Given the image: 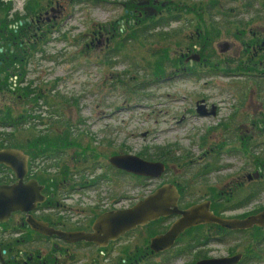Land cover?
Instances as JSON below:
<instances>
[{"label": "rangeland", "instance_id": "rangeland-1", "mask_svg": "<svg viewBox=\"0 0 264 264\" xmlns=\"http://www.w3.org/2000/svg\"><path fill=\"white\" fill-rule=\"evenodd\" d=\"M0 1L10 5V18L16 11L26 10L27 0ZM42 1L45 4L47 0ZM200 1L202 9L197 8ZM209 3L210 0H48L46 10L55 6L61 12H55L56 16L46 21L42 9V18L35 23L36 36H32L36 40L35 49L29 50L24 59L26 72L21 86L37 88L56 107L39 100L38 106L30 109L31 106L18 100L10 105L13 115L18 118L22 112L37 113L45 124L36 129L64 130L69 125L71 131L87 136L84 139H90L98 151L108 147L113 154L130 153L150 161L167 162V167L175 168L177 175L201 172L207 162L225 163L227 168L205 171L202 182L183 181L182 186L187 185V194L199 198L205 195L202 191L205 187L226 188L244 162L264 152L261 146L252 147L249 154L229 150L238 148L245 127L230 141L221 134L222 125L231 123L232 111L227 103L236 104L238 98L249 100L251 96L250 87L245 86L249 76L247 72L244 76H228L218 71L204 75L201 66H196L194 74L184 75L181 66L194 60L191 54H198L197 35L202 36L203 28H209L210 33V27L215 26L211 33L214 37H209V42L203 41L211 55V64L205 67L221 68L219 61L224 66L235 67L240 60L248 67L251 63L245 57L252 51L244 50L245 42L251 40L253 31L264 36V0H218V10ZM151 6L155 11L147 13V7ZM168 14L178 16L169 17L162 26H151L152 19ZM200 15L201 24L207 27L200 28ZM129 18L138 21L136 25H140L143 34L134 41L124 42L121 38L126 35ZM229 29L241 33L234 36ZM160 30L176 32L179 41L176 42L175 36L159 40ZM225 41L231 47L221 50L219 44ZM187 44L194 48L186 49ZM163 46L170 58L180 56L181 52H188V58L185 60L182 55L177 69L166 59L164 75L159 76L153 52ZM235 83L237 87H233ZM240 84L244 86L242 90ZM0 98V108L5 100L10 101L8 95ZM202 98L217 106L216 115L197 114L195 102ZM237 111L243 114L245 106ZM8 129L0 125V131ZM224 140V151H220L218 145ZM231 142L236 145H230ZM105 160L102 158V162ZM102 171L99 169L96 174ZM106 176L111 177V173ZM137 182L130 174L123 175L121 186L111 191L134 199L154 187L146 186L149 181H143L144 187H139ZM151 183L157 181L153 179ZM140 236H145L144 230L129 237L132 246L142 241ZM222 249L228 253V246ZM183 261L179 258L169 262L182 264Z\"/></svg>", "mask_w": 264, "mask_h": 264}, {"label": "flooded vegetation", "instance_id": "flooded-vegetation-1", "mask_svg": "<svg viewBox=\"0 0 264 264\" xmlns=\"http://www.w3.org/2000/svg\"><path fill=\"white\" fill-rule=\"evenodd\" d=\"M57 9L55 6H49L45 11L51 14L48 12L44 14V11L47 21L53 17V12H61V8L58 11ZM208 29L203 28L204 41L214 37L211 34L212 27L210 33ZM228 32H232L234 36H239L241 33L230 29ZM221 43L220 49L226 50L222 48ZM245 44L244 50L252 51L245 57L251 63L247 65L248 67L242 64L244 60H240L235 67H228L226 64L224 66L220 61L219 64L223 65L221 68L205 67L211 64V55L209 48L205 47L207 44L202 41L195 45L199 49L200 58L185 61L188 65L181 66V70L184 71V75L197 72L193 66H201L204 75L218 71V74L222 75L244 76V72H247L249 78L245 86L250 87L251 96L249 100L238 98L236 104L227 103L228 109L232 111L231 123L222 125L221 134L226 136L225 140L230 141L233 140L232 137L235 138L234 134L241 133V129L245 127L244 133L239 136V145L235 142L230 144L238 148L229 150L249 154L254 146L264 147V36L253 31L251 40ZM230 47L229 42L228 48ZM193 48V45L186 47V49ZM181 53L186 60L188 52ZM238 69L242 71H236ZM172 74L176 72L173 71ZM239 86L241 90L244 87L243 84ZM233 87H237V83ZM202 99L203 110L207 113L203 116L216 115L217 106L214 103L209 104L207 99ZM197 102L199 101L195 102V111ZM242 106H245V111L240 114L237 110ZM11 115L13 123L8 126V131H0V149L12 148L20 151L21 155L18 158H26V170L20 178L13 168L0 163V185H13L19 180L26 185L36 182L42 200L36 202L31 210L12 211L6 221L0 222V264H171L169 261L179 258L184 259L182 264H195L205 259L237 255L241 257L236 264H264V227L259 226L232 230L216 223L199 224L181 232L170 248L155 252L150 249V239L166 232L180 214L160 216L156 220L121 234L104 246L85 240H69L66 236L56 233L47 235L32 228L27 221L28 216H31L60 234L91 232L93 222L99 215L128 208L163 184H173L177 188L179 210L208 200L211 202L210 209L215 214L222 217L243 218L264 209V152L254 157V160L244 162V166H241L240 171L226 188L205 187L202 189L205 195L199 198L193 193L187 194L188 186H182L183 181L186 184L189 180L191 183L202 182L205 171L227 168L225 163L207 162L201 172L177 175L175 168L167 167L169 163L160 161L164 163L165 170L159 177L135 175L109 162L112 155L126 153L113 154L110 152L112 148L107 149L108 147L98 151L97 146L91 145L90 139H84L87 136L71 130L36 129L45 122L42 119H35L38 124H34L33 118L29 115H26L27 122L21 127L14 123L17 118L15 114L13 115V111ZM225 140L218 145L220 151H224ZM239 146L244 149L240 150ZM246 149L248 152L245 151ZM102 158L107 160L102 162ZM99 169H103L102 173L96 174ZM109 172L111 177L106 176ZM128 174L138 181L139 187L144 185L143 181H149L146 186L154 185V187L134 199L111 191L113 187L119 188L123 175ZM153 179L157 183H151ZM138 230H144L145 236H140V240L143 238L142 241L132 246L129 237ZM226 246L229 248L227 254L222 249ZM156 258L158 260H155Z\"/></svg>", "mask_w": 264, "mask_h": 264}, {"label": "water", "instance_id": "water-1", "mask_svg": "<svg viewBox=\"0 0 264 264\" xmlns=\"http://www.w3.org/2000/svg\"><path fill=\"white\" fill-rule=\"evenodd\" d=\"M147 10V13H152L155 11V8L151 6L147 7ZM47 12L45 11L44 14ZM52 16H55L54 12ZM221 45L223 49H227L229 42H222ZM187 58L188 56H186ZM192 58L198 60L200 56L195 53L191 54ZM203 108V100L196 103L197 114H207ZM212 112L214 113V110ZM20 155V151L12 148L0 149V163L13 168L17 176L21 178L26 170V158L19 159ZM109 162L113 166L135 175L151 178L159 177L165 170L164 163L160 161L146 160L130 153L112 155L109 158ZM178 198L179 193L173 184H163L128 208L113 210L99 215L93 222L91 232L80 231L60 234L47 228L45 224L35 220L31 216H28L27 221L32 228L47 235L56 233L66 236L69 240H85L94 242L99 246H104L110 240L118 238L121 234L143 226L160 216H167L173 213L180 214V217L170 225L166 232L155 235L150 239V249L155 252L170 248L181 232L199 224L216 223L232 230L249 229L254 226L264 227V209L243 218L222 217L211 211V202L208 200L179 210L177 207ZM40 200H42V196L39 194L36 182L26 185L19 180L18 183L13 185H0V222L6 221L14 210L28 211L33 209L35 203ZM240 257V255H237L205 259L195 264H236Z\"/></svg>", "mask_w": 264, "mask_h": 264}, {"label": "trees", "instance_id": "trees-1", "mask_svg": "<svg viewBox=\"0 0 264 264\" xmlns=\"http://www.w3.org/2000/svg\"><path fill=\"white\" fill-rule=\"evenodd\" d=\"M47 2L48 0L44 4L42 0H27L25 5V12L21 13L16 11L14 12V16L10 18L8 17V15L10 14V5L7 2L4 3L0 1V97H2L3 95H8V98L10 99V101L8 102H6L5 100L6 103H1L3 106L0 108V125L2 128H9L8 126L13 123L10 105L13 104L14 101L20 100V102L24 103V105H29L30 103V109L37 107L39 100H43L46 105L52 104L54 107H56L52 102H49L46 99V95H44L43 92H41L37 88H32L31 85L21 86V84H23V78L26 72V61H24L25 56H28V51L31 49H35L34 46L36 45V40H32V36H36L34 32V28L36 27L35 23L36 21H38L39 17L42 18L41 11L42 9L46 10ZM199 4L200 5H198L197 8L202 9L203 2L200 1ZM209 4L213 9H219L218 0H210ZM158 7L159 5L157 4L156 8ZM168 13L171 14L170 11ZM169 14L168 17L162 15L157 16L155 20L152 19L151 26H162L169 21V17L178 16V14H176L175 16H169ZM201 21L202 16L200 15L198 21L199 26H201L200 28L205 26L201 24ZM136 22L138 23V21L133 18L132 21H130L129 18L128 23L126 24V35H123V38H121L124 42H126L127 40L134 41V39L143 34L140 31V25L137 26ZM213 28H215V26L212 27V30ZM42 34L43 33H40V35ZM157 35L159 37V40H165L169 37L175 36L176 42L179 41L177 39L176 32H173L171 34L170 32L166 33L165 31L160 30L157 32ZM204 39L205 38L203 36L197 35L196 41H198V43L200 44V40L202 42L204 41ZM186 47H190V45L187 44ZM112 52L115 51L113 50ZM166 53L167 51L165 46H163L159 50H156L155 53L153 52V54L156 55V72L157 74L162 76L165 72L163 69V63L166 59L170 60L172 62V65L176 67L179 66L178 64L182 63L183 60L181 55L170 58ZM184 65H188V63H184ZM193 68L195 69L196 67L193 66ZM26 115H29L30 118H33V121L35 119H42L41 115L37 113L22 112V114H20V117H18L14 121V123H17L18 125H21V127H23L24 122H27V120H25ZM64 130H70L69 125H67Z\"/></svg>", "mask_w": 264, "mask_h": 264}]
</instances>
